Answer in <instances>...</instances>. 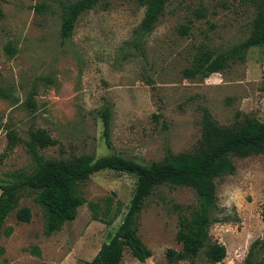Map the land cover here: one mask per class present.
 Masks as SVG:
<instances>
[{
  "label": "rangeland",
  "instance_id": "374dc122",
  "mask_svg": "<svg viewBox=\"0 0 264 264\" xmlns=\"http://www.w3.org/2000/svg\"><path fill=\"white\" fill-rule=\"evenodd\" d=\"M70 1L76 0H0V89L8 94L0 97V155H7L0 184L34 169L26 145L31 130L43 129L57 141L41 150L45 159L119 155L151 165L169 151L193 152L206 116L221 127L264 122V46L207 79L184 75L200 50L218 54L244 42L262 0H170L142 41L136 31L145 8L136 0H104L80 17L70 40L63 39L61 4ZM10 132L21 139L13 150ZM233 162L235 173L216 180L218 222L209 229V242L195 260L176 264H212L207 250L214 243L227 250L217 264H247L252 245L264 238V154ZM135 187L129 174L92 176L81 188L87 203L76 220L51 236L36 195H25L6 220L4 229L13 231L0 238V264H89L121 226ZM90 203L101 221L93 219ZM197 205L190 186L156 190L137 224L153 255L140 262L126 249L120 264H171L168 250H182L181 216ZM24 207L31 209L30 223L17 219Z\"/></svg>",
  "mask_w": 264,
  "mask_h": 264
},
{
  "label": "trees",
  "instance_id": "16d2710c",
  "mask_svg": "<svg viewBox=\"0 0 264 264\" xmlns=\"http://www.w3.org/2000/svg\"><path fill=\"white\" fill-rule=\"evenodd\" d=\"M104 0H76L62 3L61 37L70 40L73 37L80 17L94 10ZM145 8V13L138 30V41L144 40L156 28L164 16L170 0H136ZM1 13V11H0ZM186 29V28H185ZM264 46V0L259 6L253 21L251 35L242 43L218 54L208 49L200 50L194 57L191 68L184 71L189 79L198 76L207 79L211 75L223 72L230 63L245 61L253 48ZM13 51V50H12ZM264 91V87H263ZM0 97L7 98L5 90L0 89ZM29 102H33L30 98ZM105 134L109 142L110 111L103 113ZM21 141L15 132L9 133L8 149L13 150ZM57 141L45 130H31L26 145L35 163L30 173L21 172L14 175L15 180L0 184V238L3 234L10 236L13 229H4L9 215L19 207L25 195H36V202L44 209L46 216L45 234L51 236L61 231L65 224L73 222L79 209L87 203L81 188L94 175L110 171L129 174L136 178L134 195L124 220L108 243L102 245L99 253L89 264H120L126 249L140 262L152 257L137 235L139 216L148 198L163 186H190L197 195L198 205L190 216H181L177 240L182 245L181 251L168 250L167 258L171 264L195 260L209 242V229L218 220L216 180L236 171L233 158H246L254 154H264V122L245 120L233 127H221L209 116L204 120V134L199 146L193 152L174 155L170 151L159 162L146 165L119 155L95 158L83 154L68 160L45 159L41 150L55 146ZM0 155V163L6 158ZM93 219L101 221L98 206L90 203ZM121 215L118 209L116 218ZM20 222L30 223L31 209L24 207L17 211ZM112 225V221L106 222ZM264 238L252 245L246 263L264 264ZM227 255L226 248L218 243L210 244L207 259L212 264L222 262Z\"/></svg>",
  "mask_w": 264,
  "mask_h": 264
}]
</instances>
